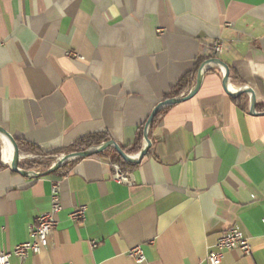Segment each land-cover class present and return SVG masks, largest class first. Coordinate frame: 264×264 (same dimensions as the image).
I'll return each instance as SVG.
<instances>
[{
    "label": "crops",
    "instance_id": "1",
    "mask_svg": "<svg viewBox=\"0 0 264 264\" xmlns=\"http://www.w3.org/2000/svg\"><path fill=\"white\" fill-rule=\"evenodd\" d=\"M215 42L228 91L253 90L255 112L250 94L228 95L222 65H206ZM199 76L191 100L162 108L143 160L118 164L132 185L114 179L111 148L62 178L20 174L2 135L0 253L31 241L57 183L48 247L11 264H136V247L144 264H209L235 225L251 255L229 251L223 264H264V0H0V127L46 161L91 135L132 147L154 109ZM34 159L20 152L19 163ZM82 205L86 219L72 222Z\"/></svg>",
    "mask_w": 264,
    "mask_h": 264
},
{
    "label": "built area",
    "instance_id": "2",
    "mask_svg": "<svg viewBox=\"0 0 264 264\" xmlns=\"http://www.w3.org/2000/svg\"><path fill=\"white\" fill-rule=\"evenodd\" d=\"M223 50V43H213L210 48L213 58L208 61L206 65H220L216 62V58L223 53ZM74 57H77V55H74ZM112 165L115 170L114 179L116 181L128 185L133 184V181L122 171L118 164L113 163ZM50 198V211L37 217L31 226V241L17 245L12 251L1 252L0 264H11L10 260L12 257H17L21 261H24L31 255L39 254L48 247L49 240L53 236L58 225L56 217L62 210L60 187L57 183H52ZM87 210L88 208L85 205L77 207L70 214V220L74 223L83 222L86 219ZM233 250L240 251L244 256L251 255L250 242L238 225L231 227L220 237L215 249L208 252L207 260L209 264H223L225 254ZM129 256L136 264H144L146 262V257L141 247L132 249Z\"/></svg>",
    "mask_w": 264,
    "mask_h": 264
},
{
    "label": "trees",
    "instance_id": "3",
    "mask_svg": "<svg viewBox=\"0 0 264 264\" xmlns=\"http://www.w3.org/2000/svg\"><path fill=\"white\" fill-rule=\"evenodd\" d=\"M188 78H184L178 85L177 87H175L173 89V93H171L169 96L166 97L165 101H168L170 99H174L176 97L179 98H183L187 96V92H188V88H187V81ZM187 83V84H186ZM189 94V92H188ZM164 109L160 110L157 115L155 116L153 122L150 125V131H149V137H152V133L154 128L157 126L160 117L163 114ZM143 137H144V131H141L137 137L136 142L134 143V145L132 147H128L126 149H124L123 151L125 152V154L127 155H132V154H137L139 152L142 151V143H143ZM17 144L19 146L20 152L26 154V155H33V156H37V157H42V159H34V160H26L23 161L21 163H19V168L23 171H27V172H38L39 166H42L44 168V171L42 172V174H45L47 171H49L54 165L56 160L53 159H49L46 161V157L43 152L37 148L34 145H31L30 143H27L26 141L23 140H16ZM111 142V140L108 138L107 135H91L88 137H85L81 140H79L76 144H74L70 149H68L64 155H68L71 153H75V152H84L89 148L92 147H99L102 146L106 143ZM110 149V148H109ZM113 149V163L115 164H120L121 166H136L139 163H128L126 162L121 155L114 149ZM99 154H96L92 157L98 156ZM143 160V159H142ZM141 162V161H140ZM54 164V165H53ZM70 162L67 163L64 167H61L57 172L50 174L48 176H43L42 177H46V178H62L69 169L70 166ZM5 167L2 163V145L0 142V170H3Z\"/></svg>",
    "mask_w": 264,
    "mask_h": 264
},
{
    "label": "water",
    "instance_id": "4",
    "mask_svg": "<svg viewBox=\"0 0 264 264\" xmlns=\"http://www.w3.org/2000/svg\"><path fill=\"white\" fill-rule=\"evenodd\" d=\"M216 62H218V64L222 65L226 69V74L224 77V86H225V89H226V92L228 93V95H230L231 97H238V96H242L245 94H250L252 96V108H253V111L255 112V106H256V100L257 99H256V95H255L254 91L251 89L240 90L236 93H231L230 91H228L227 84L229 81L230 70L221 61L216 60ZM201 81H202L201 76H199L195 89L186 97L174 98V99H170L168 101H164L154 109L153 113L151 114V116L148 120V123L146 124L145 134H144L145 145H144L142 151L140 152V154L138 155L137 158H133V157L125 154V152L118 145H116V143L111 141V142L106 143L102 146L90 148L84 152H75V153H71V154L62 156L49 171H47L45 174H43V176H48L50 174L57 172L61 167H63L65 164H67L69 162L75 161L77 159H85V158L92 157L96 154L102 153L103 151H105L109 148H114L126 162H128V163H139L146 156L148 150L151 147V139L148 136V130H149L150 125L153 122L155 116L157 115V113L164 107L180 104L182 102H187V101L191 100L197 94V92L201 86ZM2 135L7 136L12 141L14 148H15L16 156H15L13 164H12L13 171L18 172V173L23 174V175H31L30 173L23 171L19 168L20 149H19V146L17 144V141L9 133H7L2 127H0V138H2ZM33 176L35 177L38 175L33 173ZM39 176H41V175H39Z\"/></svg>",
    "mask_w": 264,
    "mask_h": 264
},
{
    "label": "bare ground",
    "instance_id": "5",
    "mask_svg": "<svg viewBox=\"0 0 264 264\" xmlns=\"http://www.w3.org/2000/svg\"><path fill=\"white\" fill-rule=\"evenodd\" d=\"M5 141V153L6 159L10 162L13 159V154L16 156L15 148L12 141L5 135H3ZM5 156V155H4ZM14 156V158H15ZM5 158V157H4Z\"/></svg>",
    "mask_w": 264,
    "mask_h": 264
},
{
    "label": "rangeland",
    "instance_id": "6",
    "mask_svg": "<svg viewBox=\"0 0 264 264\" xmlns=\"http://www.w3.org/2000/svg\"><path fill=\"white\" fill-rule=\"evenodd\" d=\"M92 148H93V147H92ZM89 149H90V148H89ZM87 150H88V149H87ZM62 156H65V155H62ZM62 156L55 157V160H56L55 164L57 163V161H58V160H59V159H60ZM12 157H14V154H13V156H12ZM65 165H66V164H65ZM65 165H64V166H65ZM64 166H63V167H64Z\"/></svg>",
    "mask_w": 264,
    "mask_h": 264
}]
</instances>
